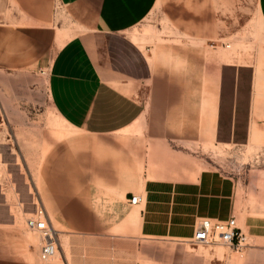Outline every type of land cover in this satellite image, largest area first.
<instances>
[{
    "label": "crops",
    "instance_id": "crops-1",
    "mask_svg": "<svg viewBox=\"0 0 264 264\" xmlns=\"http://www.w3.org/2000/svg\"><path fill=\"white\" fill-rule=\"evenodd\" d=\"M223 5L0 0V67L45 68L51 108L74 132L38 171L49 221L119 225L72 232L101 239L182 242L203 219H234L251 247L264 248V161H240L245 149L264 152V35L227 24ZM256 9L264 31V0ZM5 174L0 264H39L22 230L28 188ZM69 206L89 211L71 218Z\"/></svg>",
    "mask_w": 264,
    "mask_h": 264
},
{
    "label": "rangeland",
    "instance_id": "rangeland-1",
    "mask_svg": "<svg viewBox=\"0 0 264 264\" xmlns=\"http://www.w3.org/2000/svg\"><path fill=\"white\" fill-rule=\"evenodd\" d=\"M257 0H224L220 7L227 24L232 27L250 24L258 35H264L256 9ZM149 21H154L150 19ZM47 70L42 66L7 69L0 67V168L9 175L6 179L24 181L30 197V213L24 217L22 230L28 233L38 254L39 264H248L264 262V248H253L252 239L245 236L239 252L242 258L228 247L219 243L208 246L191 245L189 240H148L114 237L101 239L93 235H79L72 232L108 231L118 224L77 221L58 223L48 221L57 240L53 258L40 259L42 235L28 229L26 221L34 217L35 207L40 204L38 171L50 147L62 138L74 135L51 108L47 93ZM242 164H259L264 161V152L255 154L245 149L240 158ZM21 183V182H20ZM67 216L77 218L73 212L89 211V208L69 206ZM67 213V214H68ZM94 218H97L95 216ZM81 219H90L85 216ZM60 245V246H59ZM247 248V249H245ZM192 249L211 252L197 258L191 257ZM251 249V250H250ZM218 253V254H216ZM221 253V254H220ZM220 254V255H219ZM58 261L56 262V260Z\"/></svg>",
    "mask_w": 264,
    "mask_h": 264
},
{
    "label": "built area",
    "instance_id": "built-area-1",
    "mask_svg": "<svg viewBox=\"0 0 264 264\" xmlns=\"http://www.w3.org/2000/svg\"><path fill=\"white\" fill-rule=\"evenodd\" d=\"M139 203V196H130L129 204L137 205ZM48 221V216L41 204L35 207L34 217L28 218L26 221L28 229L39 231L42 235L43 244L40 248V259L43 261L49 260L57 250V240ZM212 241L228 247L234 252H239L245 242V236L237 228L234 219L225 222H212L211 220L203 219L199 222L192 237L189 239V243L197 246L206 245Z\"/></svg>",
    "mask_w": 264,
    "mask_h": 264
},
{
    "label": "bare ground",
    "instance_id": "bare-ground-1",
    "mask_svg": "<svg viewBox=\"0 0 264 264\" xmlns=\"http://www.w3.org/2000/svg\"><path fill=\"white\" fill-rule=\"evenodd\" d=\"M36 231V230H35ZM39 232V231H38ZM55 255V254H54ZM54 256H52L51 258H53ZM58 261V259L56 260V262Z\"/></svg>",
    "mask_w": 264,
    "mask_h": 264
}]
</instances>
